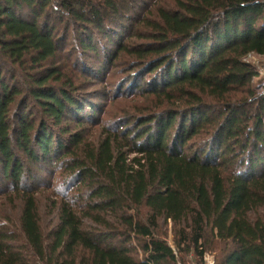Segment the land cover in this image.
<instances>
[{"label": "trees", "instance_id": "16d2710c", "mask_svg": "<svg viewBox=\"0 0 264 264\" xmlns=\"http://www.w3.org/2000/svg\"><path fill=\"white\" fill-rule=\"evenodd\" d=\"M249 57L264 0H0V264H264Z\"/></svg>", "mask_w": 264, "mask_h": 264}, {"label": "rangeland", "instance_id": "374dc122", "mask_svg": "<svg viewBox=\"0 0 264 264\" xmlns=\"http://www.w3.org/2000/svg\"><path fill=\"white\" fill-rule=\"evenodd\" d=\"M164 3H165V1L161 2L160 4H164ZM69 43H70V41H69ZM250 60H251V62H253L255 64V67L257 68L259 73H261L260 79L256 80L255 83H258L260 81L263 82L264 81V59L253 57ZM89 61H91V60H89ZM111 75H112L111 76L112 80L108 79V81L112 82L111 84H114L116 82L115 79H119V78L117 75H114V74H111ZM103 87H104L103 84H100V85H97L96 87H94L93 90H91V91H94L95 89H101L102 90ZM112 90H113V87H111V91ZM103 92L104 91L102 90V93ZM111 94H112V92H110V95ZM104 95L105 94H100L98 97H94L95 103L101 108H103L106 105V109L110 110L109 112H116L117 106L112 107L113 104H110V102H108V99H109L108 95L107 96L105 95L106 97H104ZM60 179H61V175L59 176V173L53 174L52 170H49V169H47V170L43 169L37 175L36 180H39V182H38L39 184L37 186L39 188L38 189V191H39L38 195L40 196L37 198V202H38V206H40V209H41V211H40L41 220H42L44 227H48V225L50 224V220L53 217V215L50 216V214H48V210L45 208V206L47 204H49L53 198L52 193L49 190H46L44 188V186L47 184H50L54 180L53 186L57 187V186H59L58 184H59ZM55 182H58V184L57 183L55 184ZM0 189H1L0 190V212L5 210V209H8L7 210L8 215L6 214V212L4 213V215H7L11 219V221L13 223H15L18 211L15 208H13L12 204L9 203L8 199L4 196V192H3V189L1 186H0ZM7 193L8 192H6L5 195H8ZM0 224L7 226V224H8L7 218L0 217ZM160 228L162 229V231H165L168 235V237H167L168 246L171 247L172 249H174V238H173V234L171 232L170 222L164 223L163 221H161L160 222Z\"/></svg>", "mask_w": 264, "mask_h": 264}, {"label": "built area", "instance_id": "2783aa9c", "mask_svg": "<svg viewBox=\"0 0 264 264\" xmlns=\"http://www.w3.org/2000/svg\"><path fill=\"white\" fill-rule=\"evenodd\" d=\"M253 57H249L250 60ZM204 263L203 264H214L213 256L209 254H205L203 258Z\"/></svg>", "mask_w": 264, "mask_h": 264}]
</instances>
